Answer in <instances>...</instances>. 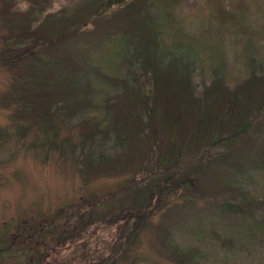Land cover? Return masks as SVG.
I'll return each mask as SVG.
<instances>
[{"label":"rangeland","instance_id":"374dc122","mask_svg":"<svg viewBox=\"0 0 264 264\" xmlns=\"http://www.w3.org/2000/svg\"><path fill=\"white\" fill-rule=\"evenodd\" d=\"M106 1L0 0V47L36 24L25 43L42 53L29 76L65 127L96 125L78 145L35 147L21 127L4 142L0 264H264V0H125L95 15ZM217 8L261 25L239 45L228 16L209 22ZM65 29L79 32L59 43ZM15 77L24 76L0 65V132L31 92ZM150 84L145 105L138 87ZM223 97L244 112L232 118ZM184 169L150 208L132 198ZM73 215L81 219L64 237Z\"/></svg>","mask_w":264,"mask_h":264},{"label":"trees","instance_id":"16d2710c","mask_svg":"<svg viewBox=\"0 0 264 264\" xmlns=\"http://www.w3.org/2000/svg\"><path fill=\"white\" fill-rule=\"evenodd\" d=\"M242 2V1H240ZM239 2V3H240ZM125 3V0H107L106 2L102 3L95 12V15H103L107 13L108 11H111L115 8H120ZM212 5V3L210 4ZM8 6V5H7ZM236 9L237 7H240L238 4L233 5ZM209 9L211 7L209 6ZM220 8H217V12L215 14H211L208 12V16L210 15L211 18H209V22L212 24L214 21H220L218 18L219 16H224L223 18L229 17V15H225L224 12L218 11ZM210 11V10H209ZM216 11V9H215ZM230 20L231 27H228L227 30L230 31L229 33L230 37H234L236 39V42L240 45L244 41V34L248 33L250 30H256L260 27V23L255 20H249L248 22H244L241 18L238 17V19L235 18H228ZM224 21V20H223ZM82 22V21H81ZM208 22V23H209ZM229 22H227L228 24ZM80 23L75 24L74 26H80ZM220 25V24H219ZM80 27L85 28L86 23L81 25ZM225 27V26H224ZM32 28H37L36 24H32V27L23 28L18 33H13V36H9L4 38V42L0 47V65L6 67L10 72L14 73L15 75H23V80H20V78L15 77L14 80H16L17 83H19L21 86H27L28 82H32L31 92H28L27 99L24 97L16 98V96H9L10 103L8 106H11L15 102L14 99H17V110L14 108L13 113V124L9 126L5 132H0V148H2L5 144L4 142L10 141L11 138L14 136L13 131L16 130V128H20V130L23 129V139H29L32 141V146H38V147H44L47 145H52L55 141H61L63 144L72 142L75 145L81 144L82 142L85 143L86 140L89 139L90 135L94 133L96 130V125L92 121H90L89 118L85 117L83 120H81L78 123H75L74 125H70L65 127V124L62 123L61 117L65 115V112L59 108H57V103L53 100L54 96L52 94H45L43 91L42 85L35 81L34 78L29 76V72L32 74H38L35 73L36 69V58L39 56L40 53H42V48L40 46H37L36 44H32L31 46L27 45L25 42L27 39L31 38L29 37V31L32 30ZM74 29V28H70ZM68 30V31H70ZM79 29L74 30L73 32H67V29H65V32H63L57 41L59 43H63L65 40L70 39V34L78 33ZM227 35V33H225ZM57 41L49 40L43 48L47 50V47H52V45L57 44ZM51 45V46H50ZM142 56L150 57L148 53H145ZM49 76V75H48ZM150 88H146V86H139L138 87V93L141 95L142 100L149 104L150 96H152V89L154 88L152 84H150ZM50 88V85H49ZM53 97V98H52ZM245 107H249L250 102L247 98V95L245 96ZM7 98V101H8ZM188 99V97H187ZM225 107H228L229 109H234L235 111H232L234 119H236L239 114L244 112V106L242 101L239 100L228 102L225 101L223 97ZM6 101V100H5ZM38 101H41L38 103ZM239 104L236 108V104ZM204 107V106H203ZM203 107H199V109H202ZM223 108V109H224ZM238 112V113H237ZM223 113V112H222ZM225 113V112H224ZM237 114V115H236ZM213 116V115H212ZM211 116V117H212ZM220 117L219 115H216ZM229 116V115H228ZM211 117L206 122V125L209 126L211 123ZM215 117L214 119L219 122V118ZM231 118V117H229ZM232 121V120H231ZM227 123H229L227 121ZM232 123V122H231ZM236 124V123H235ZM203 125V124H202ZM230 125V124H229ZM244 125V127H240ZM250 127V123H244V124H238L236 126H230L232 128L233 134L228 137L231 138H237L238 136H242L245 134V132ZM22 132V131H21ZM19 136V135H18ZM213 136V135H212ZM215 137V136H214ZM211 139V138H210ZM219 140V139H218ZM216 141L213 144H219L221 141ZM18 142V140L16 139ZM211 141V140H210ZM35 146V147H36ZM64 146V145H63ZM172 151L168 150V152L163 153V158L166 159L167 156H170ZM180 152V151H179ZM165 161V160H164ZM174 164H177V161H174ZM188 169H184L182 171H175L171 175L164 177L160 179L156 184L152 186L145 187V189H139L135 191L134 200L138 203H142L144 205V208H150L152 204V200H158L160 201L162 192L168 188L170 185H174L176 182L180 183V181L183 180V177L187 175ZM112 196V195H111ZM126 200V199H125ZM101 202V201H100ZM129 202V200H128ZM225 207V206H224ZM229 205L226 206L228 209ZM139 208V207H138ZM124 210V209H122ZM130 210V209H129ZM128 211V210H127ZM133 212L137 213L135 209L131 210L126 214V216L132 217ZM81 219V216L73 215V217L69 218L67 222L64 224V230H63V236L66 237L67 233L72 231L74 228H76V220L79 221Z\"/></svg>","mask_w":264,"mask_h":264}]
</instances>
